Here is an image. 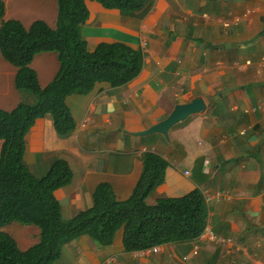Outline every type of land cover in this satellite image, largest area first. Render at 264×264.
<instances>
[{"label":"crops","instance_id":"1","mask_svg":"<svg viewBox=\"0 0 264 264\" xmlns=\"http://www.w3.org/2000/svg\"><path fill=\"white\" fill-rule=\"evenodd\" d=\"M3 1L5 19L26 28L37 19L57 26V0ZM86 4L82 32L88 49L124 42L144 51L143 67L126 84L98 82L87 94L67 96L76 122L67 137L58 135L50 114L37 119L26 135L25 162L37 176L57 157L69 162L74 178L56 191L68 219L92 205L102 181L118 199L128 198L142 172V155L152 150L168 165L148 203L200 188L211 196L208 226L218 237L129 252L121 228L110 245L99 246L88 235L66 243L55 264H264V0H150L133 12L95 0ZM31 67L46 86L59 69L57 53L36 54ZM16 73L0 51V109L33 101L16 88ZM195 97L204 98L206 110L174 124L168 137L133 134ZM0 230L14 238L18 231L16 241L27 244L18 242L21 249L40 232L18 222Z\"/></svg>","mask_w":264,"mask_h":264},{"label":"trees","instance_id":"2","mask_svg":"<svg viewBox=\"0 0 264 264\" xmlns=\"http://www.w3.org/2000/svg\"><path fill=\"white\" fill-rule=\"evenodd\" d=\"M106 8L133 12L150 0H95ZM57 26L35 20L26 28L17 19H5L0 0V51L17 67L15 86L29 92L34 101H20L12 110L0 109V227L18 222L39 228L38 240L21 249L16 239L0 230V264H55L63 247L83 235L99 246L110 245L123 228L125 251H141L156 245L180 243L199 237L208 224L209 208L202 189L180 197L147 198L164 182L167 160L147 150L141 175L126 199H118L112 185L100 182L90 207L64 218L56 191L69 185L74 173L62 157L52 161L43 176L25 162L26 135L37 119L50 114L59 136L76 128L66 102L71 94H87L98 82L126 84L143 67L144 51L124 42H102L89 50L82 29L89 18L86 0H57ZM54 51L59 70L42 87L31 67L36 54Z\"/></svg>","mask_w":264,"mask_h":264},{"label":"water","instance_id":"3","mask_svg":"<svg viewBox=\"0 0 264 264\" xmlns=\"http://www.w3.org/2000/svg\"><path fill=\"white\" fill-rule=\"evenodd\" d=\"M206 107V102L202 97H195L189 102L177 103L166 118L160 120L145 130L133 132V134L150 135L153 133H161L168 137L170 127L177 122L186 119L191 114L206 110Z\"/></svg>","mask_w":264,"mask_h":264},{"label":"built area","instance_id":"4","mask_svg":"<svg viewBox=\"0 0 264 264\" xmlns=\"http://www.w3.org/2000/svg\"><path fill=\"white\" fill-rule=\"evenodd\" d=\"M261 59H262V61H264V55L262 56ZM249 63H250V61H247L245 63V65H248ZM188 173L189 172L186 171V174H188ZM205 199H206L207 202H210L211 196L206 195V198ZM200 237L202 239L216 240L218 236L214 233V231L209 226H206V228L204 229V231L201 233ZM159 249H160V246L159 245H156V246H153L151 248L141 250V252L142 253L158 252Z\"/></svg>","mask_w":264,"mask_h":264},{"label":"rangeland","instance_id":"5","mask_svg":"<svg viewBox=\"0 0 264 264\" xmlns=\"http://www.w3.org/2000/svg\"><path fill=\"white\" fill-rule=\"evenodd\" d=\"M59 70V69H58ZM58 72V71H57ZM57 74V73H56ZM56 76V75H55ZM23 93V95H29V96H33L31 93H29V92H22ZM27 100V98L26 99H23L22 101H25V102H27L26 101ZM33 101H34V96H33ZM28 103H32V102H28ZM56 157V156H55ZM58 158V157H57ZM48 171V170H47ZM46 171V172H47ZM46 174V173H45ZM44 175V174H43ZM30 230H32V232L30 233V235H29V239H32V240H34V236H33V234H35V229L32 227ZM15 238L18 240V239H20V235H19V232L18 231H16V236H15ZM17 242H19V241H17ZM19 244H25V243H23L21 240H20V242H19ZM30 245V244H29ZM28 245V246H29ZM24 246H27V244H25Z\"/></svg>","mask_w":264,"mask_h":264},{"label":"clouds","instance_id":"6","mask_svg":"<svg viewBox=\"0 0 264 264\" xmlns=\"http://www.w3.org/2000/svg\"><path fill=\"white\" fill-rule=\"evenodd\" d=\"M206 226H208V224L206 225ZM206 228V227H205ZM160 246V245H159Z\"/></svg>","mask_w":264,"mask_h":264}]
</instances>
